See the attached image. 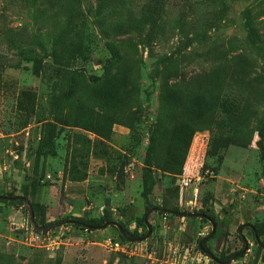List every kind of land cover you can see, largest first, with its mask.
I'll list each match as a JSON object with an SVG mask.
<instances>
[{
    "label": "rangeland",
    "instance_id": "1",
    "mask_svg": "<svg viewBox=\"0 0 264 264\" xmlns=\"http://www.w3.org/2000/svg\"><path fill=\"white\" fill-rule=\"evenodd\" d=\"M143 1L0 0V194L27 191L54 224L37 234L23 207L0 202V264H264V237L247 226L264 221V79L241 18L255 0L222 13L219 0H175L158 17ZM245 61L248 78L217 69ZM225 98L238 103L229 114ZM183 108L215 128L188 144ZM147 208L143 242L61 224L106 217L143 237ZM188 214L216 222L209 254L211 222Z\"/></svg>",
    "mask_w": 264,
    "mask_h": 264
},
{
    "label": "trees",
    "instance_id": "2",
    "mask_svg": "<svg viewBox=\"0 0 264 264\" xmlns=\"http://www.w3.org/2000/svg\"><path fill=\"white\" fill-rule=\"evenodd\" d=\"M173 1L175 0H144L141 4V10L151 12L152 13L151 15H155V17H158L159 14L164 13L169 8V6L172 5ZM211 1L213 2V0H178V2L182 3L184 6L185 5H189V6L199 5V3H206V2H211ZM219 1L221 3V6L219 7L217 13H222L224 12L225 8L227 7V3L230 0H219ZM257 4L264 5V0H255L254 4H251L247 6L245 9H243L241 13V18L243 21V29L246 33L245 46H244L245 52L246 54L254 55L257 58H260L262 62L261 63L262 66L258 67L259 72L256 73L255 77H253L255 81H260L264 79V9L260 11H256L253 8V6H256ZM215 12L216 11L214 10L212 11L213 14H215ZM261 14H262V17L260 16ZM80 25H83V24L81 23ZM80 25L78 24V22H76L75 19L70 18L69 26L72 29L71 31L73 30L76 31ZM108 50L110 52V55L113 58L119 60L120 55H119L118 48L111 45L108 47ZM209 54H210V51H208L207 55ZM58 57H59L58 55H54V60L57 61ZM254 66L255 64L253 62L245 61V62H240V64H234L233 66L231 65L227 66L225 64H222L221 66L217 67V69L222 70V71H228V72L231 71V73L238 78H242V77L248 78L254 72ZM106 72H107L106 74L108 75V79L106 81L113 80L117 77L116 74H111V72L109 70L107 71V69H106ZM128 77L130 78V74L128 75ZM178 77H181V79H183L184 76L179 75V74L175 76V78H178ZM190 81L191 79L187 80L186 78L184 82H190ZM213 83H214V78H208V81L206 83L204 82L203 84L199 86L197 95H204L206 92L208 93L209 90L212 89V87L214 86ZM174 89H178L177 84L169 86L168 88L169 91H172ZM166 91H167V88H166ZM179 94L181 95V97H185V98L193 96V95L188 96L185 92H182V91H179ZM220 107L224 112H226V114H229L238 107V103L225 98V100H223L220 103ZM177 112H180V114L182 115L180 118H183V121H185L182 127L184 129L190 130L188 144H190V141L193 135L195 134V132L215 128V118L213 114H208L205 112H201L199 114H195V113L190 114L188 111L186 112L184 108L181 111L180 109L179 111H176V112L174 111V113L176 114ZM104 121H110V116L109 117L105 116ZM174 159L176 161V158ZM16 196L18 195H14L12 193L7 194V195L0 194V202L8 203L12 207H15V208H22V207L24 208L23 201L15 198ZM20 196H23L26 199H28L27 191H25L24 194ZM31 204L34 209L35 219H36L38 226L40 227L54 226V224L46 225L44 217L42 220H39V212L37 211V207H35V205L32 202ZM152 208H147V211L145 215L143 216L144 224H146L145 220L146 219L148 220L151 214L149 211ZM158 210L160 211L161 209H158ZM206 216L210 218L211 220H213L208 215ZM113 223L114 222H112L110 219L103 217L102 219L77 218L73 220L64 221L61 224H69L70 226H76L84 231L92 233V232H95L101 229H106L107 228L105 227L106 224H109V226H111ZM57 224H60V223H57ZM252 226L253 227L250 228V230H252L256 241H257L256 237L258 239H260L261 237H264V221L256 223ZM123 228L129 236L133 237L124 226ZM35 232L41 233L40 231H36V230ZM120 238L123 242H129L121 234H120ZM203 248L205 249L206 252L210 253V250L207 247L206 243L203 244Z\"/></svg>",
    "mask_w": 264,
    "mask_h": 264
},
{
    "label": "water",
    "instance_id": "3",
    "mask_svg": "<svg viewBox=\"0 0 264 264\" xmlns=\"http://www.w3.org/2000/svg\"><path fill=\"white\" fill-rule=\"evenodd\" d=\"M15 198L20 199V200L23 201L24 208L27 210L28 215H29V221H30V224H31V226L33 227L34 230H36V231H40V232H44V231H49V230H51V229L54 228V226H48V227H40V226H38V224H37V222H36V219H35L34 209H33V206H32V204H31L30 200H29V199H26L25 197L20 196V195L16 196ZM11 199H13V198H11ZM154 210H155V209H151L149 212L151 213V212L154 211ZM160 211H164V209H161ZM188 216H196V217H200V218H205V219H207L208 221L211 222V224H212V232H211L209 235H207L206 237H204L203 239H201V241L199 242V247H200L201 251H204L206 254H209V253L206 252L205 249L203 248V244L206 243L207 241H209V239H211V238L215 235V233H216V222L213 221V220H211L210 218H208L207 216H205V215H203V214H197V215L188 214ZM145 222H146L147 227H148V233H147L145 236H143V237H131V236H129V235L125 232L123 226H122L121 224H119V223H116V222H115V223H113L112 225H113L114 227H116V228L119 230L120 234H121L126 240H128L129 242H143V241H145V240L151 235V233H152V227H151L150 224H148V220L146 219ZM108 226H109V224H106V225H105V227H108ZM247 226H248L249 228H252V227H253L252 225H247ZM239 234L241 235V231H240ZM256 239H257V241L259 240L257 237H256ZM246 250H247V247H246Z\"/></svg>",
    "mask_w": 264,
    "mask_h": 264
},
{
    "label": "built area",
    "instance_id": "4",
    "mask_svg": "<svg viewBox=\"0 0 264 264\" xmlns=\"http://www.w3.org/2000/svg\"><path fill=\"white\" fill-rule=\"evenodd\" d=\"M36 233V232H35ZM42 233V232H41ZM38 234V233H37ZM36 238L40 239L41 237H39L38 235L36 236ZM117 246H119L118 243H116Z\"/></svg>",
    "mask_w": 264,
    "mask_h": 264
}]
</instances>
